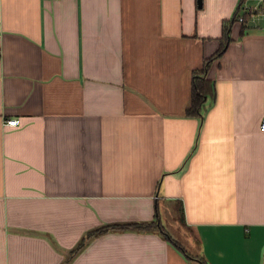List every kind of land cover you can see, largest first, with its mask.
Returning a JSON list of instances; mask_svg holds the SVG:
<instances>
[{
  "label": "crops",
  "instance_id": "obj_1",
  "mask_svg": "<svg viewBox=\"0 0 264 264\" xmlns=\"http://www.w3.org/2000/svg\"><path fill=\"white\" fill-rule=\"evenodd\" d=\"M244 2L0 0V264L198 262L114 230L66 262L167 207L208 264H264V28Z\"/></svg>",
  "mask_w": 264,
  "mask_h": 264
},
{
  "label": "trees",
  "instance_id": "obj_2",
  "mask_svg": "<svg viewBox=\"0 0 264 264\" xmlns=\"http://www.w3.org/2000/svg\"><path fill=\"white\" fill-rule=\"evenodd\" d=\"M238 14V13H237ZM234 21L237 20V15L234 17ZM247 28V27H245ZM230 25H227L224 33V40L227 42L230 39ZM224 48L219 50L214 56L208 58L204 61L201 69H197L193 72L192 80V91L190 105L186 109V115L188 116H198L201 113L202 107L207 102L209 97H214L215 87L211 79L207 78V69L210 62L222 54ZM179 221L182 225H185L183 219V210L179 209L178 212ZM137 231V232H159L163 234L171 243L177 246L179 249L183 250L189 259H194L201 264H208L207 260L202 255H194L190 253L182 244L176 242L172 235L164 228L160 217H157L151 221H136V222H125V223H115L109 224L98 229L90 230L83 237L79 245L73 249L70 255L67 257L66 262H68L76 253L81 251V249L86 245V243L96 237H99L109 231Z\"/></svg>",
  "mask_w": 264,
  "mask_h": 264
},
{
  "label": "rangeland",
  "instance_id": "obj_3",
  "mask_svg": "<svg viewBox=\"0 0 264 264\" xmlns=\"http://www.w3.org/2000/svg\"><path fill=\"white\" fill-rule=\"evenodd\" d=\"M258 4L259 0H245L243 6L256 7ZM256 23L260 24L261 26L264 25V18L258 17L257 19H255V21H252V19L248 21V25L250 26H254L256 25ZM173 214L174 212L171 207L161 208V221L164 228L172 235L176 242L182 244V246L186 248L190 253H193L194 255H201L198 252L196 242L194 243L192 241L193 235L177 225L176 221H174ZM193 264H198V262H194Z\"/></svg>",
  "mask_w": 264,
  "mask_h": 264
},
{
  "label": "built area",
  "instance_id": "obj_4",
  "mask_svg": "<svg viewBox=\"0 0 264 264\" xmlns=\"http://www.w3.org/2000/svg\"><path fill=\"white\" fill-rule=\"evenodd\" d=\"M242 11L244 12L238 17V21L241 23H245L249 17L252 21H255L258 17L264 18V0H259V4L256 7H244L242 8ZM262 27L264 28V25H262ZM7 124L10 126H17L19 124V120L10 119L7 121ZM260 127L264 132V116L261 118Z\"/></svg>",
  "mask_w": 264,
  "mask_h": 264
},
{
  "label": "water",
  "instance_id": "obj_5",
  "mask_svg": "<svg viewBox=\"0 0 264 264\" xmlns=\"http://www.w3.org/2000/svg\"><path fill=\"white\" fill-rule=\"evenodd\" d=\"M199 4L201 5V0H199Z\"/></svg>",
  "mask_w": 264,
  "mask_h": 264
}]
</instances>
